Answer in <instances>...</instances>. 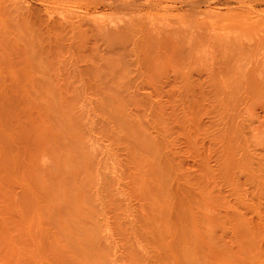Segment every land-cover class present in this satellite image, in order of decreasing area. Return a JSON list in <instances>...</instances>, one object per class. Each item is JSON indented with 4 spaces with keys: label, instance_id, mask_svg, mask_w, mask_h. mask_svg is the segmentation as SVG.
<instances>
[{
    "label": "rangeland",
    "instance_id": "obj_1",
    "mask_svg": "<svg viewBox=\"0 0 264 264\" xmlns=\"http://www.w3.org/2000/svg\"><path fill=\"white\" fill-rule=\"evenodd\" d=\"M219 9L187 85L126 53L100 90L54 7L0 0V264H264V6Z\"/></svg>",
    "mask_w": 264,
    "mask_h": 264
},
{
    "label": "bare ground",
    "instance_id": "obj_2",
    "mask_svg": "<svg viewBox=\"0 0 264 264\" xmlns=\"http://www.w3.org/2000/svg\"><path fill=\"white\" fill-rule=\"evenodd\" d=\"M39 4L48 9L55 8L54 20H64V25L69 32L75 33V41L72 44L79 43L82 47L95 52L101 61V67L105 72L102 77L95 79V88L111 86L119 88L127 85L129 82L123 78L121 58L126 53L143 66L144 71L153 73H165L162 76L164 84L178 83L187 85L188 77L186 69L194 63L199 64V58H193V51L196 48H202L204 45L216 51L218 44L209 42L206 30L203 29V23L198 20H220V13L210 16L202 13L203 18L199 17V11L203 7H215L217 9L224 4L243 5V2L254 4L255 6H264V0H37ZM16 3L15 6H18ZM77 8L85 12L79 13ZM111 11V16H98L91 18L89 11L96 10ZM239 9V8H237ZM220 10V9H219ZM159 18V20H180L188 27L186 32L164 31L151 34V30L143 27L142 20L150 18ZM102 20H108L107 23ZM116 20V21H114ZM181 25V26H182ZM129 31V35L126 32ZM125 34V35H124ZM258 35V33L256 34ZM264 39V37H262ZM264 46V40L258 38L253 41V46ZM154 49L152 56L149 52ZM111 53L112 56L107 54ZM147 57H152L146 60ZM90 63V61H89ZM92 63V62H91ZM144 64V65H143ZM154 65L156 68H151ZM166 66L167 70L162 69ZM109 69V70H108ZM110 71V72H109ZM80 72V71H79ZM81 73L80 81L86 85L87 78ZM142 75V74H141ZM119 93V92H118ZM147 93L145 94V96ZM160 96V94L158 93ZM103 102L106 100L114 102L118 99L117 95H108L107 91L101 93ZM137 96L132 93L128 97ZM118 137V136H117ZM122 141V138L118 139ZM190 263L189 260H185ZM41 264V263H39ZM192 264V263H190Z\"/></svg>",
    "mask_w": 264,
    "mask_h": 264
}]
</instances>
